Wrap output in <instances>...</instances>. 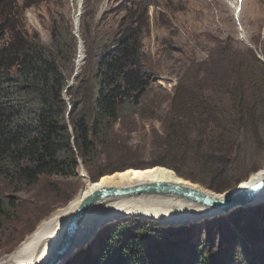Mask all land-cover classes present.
I'll return each mask as SVG.
<instances>
[{"label": "rangeland", "instance_id": "1", "mask_svg": "<svg viewBox=\"0 0 264 264\" xmlns=\"http://www.w3.org/2000/svg\"><path fill=\"white\" fill-rule=\"evenodd\" d=\"M237 5L234 10L233 0H82L76 10V0H0V45L8 38L2 31L6 18H13L19 29L29 35H37L45 46L52 44V31L59 33V41L72 47L75 54L73 63L71 61L64 70L67 83L71 82L76 68L74 60L79 43L84 50V63L86 44L92 47L99 38H106L104 34L110 35L129 24L128 28L134 25L143 28L142 59L149 77L147 94L137 110L133 114L124 113L112 123L109 142L105 146L98 144L95 162L83 164L79 160L71 176L43 175L35 181L20 177L11 170L0 173V264L20 260L25 244L22 243L27 236L53 223L46 224L44 220L64 210L78 193H92L103 186H124L123 183H112V180L99 182L108 176L109 170L119 166H145L154 160L152 149L155 143H161L165 138L164 129L170 126V113L177 108L175 90L181 87L188 91L187 87H196L205 72H217L219 76H224L222 71L227 73L225 65L219 66V51L223 44H232L234 49H249L264 62V0H239ZM97 53L92 49L94 57ZM81 69L80 65L77 73ZM67 90H63V98L70 101L71 94ZM215 98L213 96L210 100L215 102ZM223 98V102L228 103L226 95L223 94ZM258 131L257 137H253L247 127L237 131L239 148L230 153L231 158H235L230 180L244 177L242 183H246L254 175L263 173L264 118H259ZM198 139L191 132L188 144L193 145ZM91 177L98 180L97 185L92 186L96 182ZM251 182L253 180L249 184ZM249 184L238 186L229 197ZM122 194L178 198L160 192ZM103 214L106 213L100 217ZM123 214L110 218L91 234L85 235L83 230L92 222L83 226L70 244L68 253L63 252L58 257L57 264H81L89 256L95 258L104 251V244L115 227L123 224V233L127 234L124 242L135 243L134 239L140 237L145 246H152L158 255L167 250L175 255L178 253L182 259L176 264H194L200 254L206 255V263H223L220 261L226 260L234 251L248 252L252 257L250 263L262 264L260 259L264 255L259 257L255 247L264 246V194L255 197L244 210L228 215L156 221L162 223H157L161 228L158 230L149 228L153 221L150 218ZM72 218L62 220L61 225L68 224ZM68 235L64 234L63 240ZM170 242L176 244L172 246ZM43 260L37 264H44Z\"/></svg>", "mask_w": 264, "mask_h": 264}, {"label": "trees", "instance_id": "2", "mask_svg": "<svg viewBox=\"0 0 264 264\" xmlns=\"http://www.w3.org/2000/svg\"><path fill=\"white\" fill-rule=\"evenodd\" d=\"M128 26L104 34L106 38H99L92 47L86 44L82 69L67 90L71 99L65 101L63 90L68 77L64 70L75 57L73 48L59 41V33L53 31L52 44L45 46L37 35L19 29L13 18L5 19L2 31L8 38L0 45L1 174L11 170L35 181L43 175L71 176L79 160L83 164L95 162L98 144L105 146L109 142L112 123L126 112L135 113L149 86L142 59L143 28ZM92 49L98 52L95 57ZM219 55V66L225 65L224 70H228L222 71L224 76L205 72L196 87L175 90L177 108L170 113L165 138L152 149L155 159L145 166L116 167L99 182L112 180L124 186L175 183L205 193L192 183L196 182L221 193L240 181L239 186H244L264 176L263 170L246 183H242L244 177L229 179L235 161L230 153L239 148L237 131L247 127L253 137L259 136V118H264V62L251 50L234 49L232 44H223ZM214 93L215 102L210 100ZM78 94L82 95L78 98ZM223 94L229 104L223 102ZM191 132L199 138L193 145L188 144ZM154 166L172 169L184 179L169 169ZM91 179L96 182L92 186L97 185L98 180ZM234 192L228 190L218 197L224 199ZM157 223L162 225L152 221L149 228L161 229ZM124 227L125 224L115 227L104 251L81 264H176L182 259L169 250L158 255L140 237L134 239L135 243L124 242ZM255 251L259 257L264 255V246L255 247ZM198 258L194 264H213L206 263L205 254ZM251 258L248 252L234 251L217 264H252ZM260 262L264 264V257Z\"/></svg>", "mask_w": 264, "mask_h": 264}, {"label": "bare ground", "instance_id": "3", "mask_svg": "<svg viewBox=\"0 0 264 264\" xmlns=\"http://www.w3.org/2000/svg\"><path fill=\"white\" fill-rule=\"evenodd\" d=\"M81 1L82 0H76V10H78V6H80ZM238 2L239 0H233L234 10L238 7ZM74 25L75 28H77L75 21ZM83 57L84 50L81 43H79L77 47V55L74 60L76 69H78L81 65ZM263 178L264 176L262 178H258L253 183ZM89 194H91V192L82 191L78 193L69 201L67 207L64 210L57 211L55 214H52L50 217L45 219L44 221L46 224L53 221L54 222L47 226L41 227L38 231H34L29 236H27L26 240L22 243V245L25 243L23 247L24 249L20 254L22 257L20 260H16L10 264H37L40 259H44L42 262L44 263L51 256L56 244L60 241L57 240L64 235L65 229L70 223L69 222L68 224L61 225L62 220L65 222V219L73 217L80 205L85 201V199H87ZM262 194H264V188L255 197ZM183 199L173 197H138L126 194H118L103 198L95 206L88 210L78 226L64 240L63 244H65V249L63 252L64 254L68 253L70 244L73 242L74 237L83 228V226L92 222L87 229L83 230L85 235L91 234L92 231L96 230L98 226L105 224L110 218L116 217V215L119 213H124V216L132 215L133 217L135 215L160 222L172 219L182 221L188 218L202 217L211 213L207 207L201 204L185 201ZM102 213L106 214H103L100 217ZM108 214L110 215L108 216Z\"/></svg>", "mask_w": 264, "mask_h": 264}, {"label": "water", "instance_id": "4", "mask_svg": "<svg viewBox=\"0 0 264 264\" xmlns=\"http://www.w3.org/2000/svg\"><path fill=\"white\" fill-rule=\"evenodd\" d=\"M77 71L78 69L75 68L74 74L72 76V80L66 86L65 91L73 84ZM69 110H70V105H68V111ZM154 167L166 168L162 166H154ZM154 167H150V168H154ZM166 169H169V168H166ZM136 170H144V169H136ZM239 183L235 187L231 188L230 190H237ZM200 187L205 191V193L203 191H198L196 189L187 187L185 185L175 184V183H161V182L160 183L159 182H147V183H141V184L125 185V186L104 187L102 189L96 190L92 192L91 194H89L87 199H85V201L80 205V207L74 214L73 218L68 224V227L65 229V233L66 235L71 234V232L81 222L82 218L88 212V210L92 208L93 206H95L103 198L126 193V192H134V191L177 194L181 196L182 198L189 199L191 201H194L198 204H201L207 207L211 211V213L204 215L206 219L214 218V216H212L213 214L214 215L217 214V216L215 217L228 215L241 208H246L249 204L253 203L254 197L259 192H261L262 189L264 188V178L247 187L242 188L241 190H238V192L235 195L229 198H226V199H221L218 196H220L222 193L228 190L223 191L221 193H215L207 188H204L203 186H200ZM198 218H203V217H198ZM198 218H194V219H198ZM194 219H191V220H194ZM63 243H64V240L62 237V239L56 244L53 252L51 253V256L44 262V264L57 263L58 257H60V255H62L63 253V249H64Z\"/></svg>", "mask_w": 264, "mask_h": 264}]
</instances>
